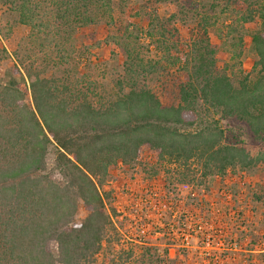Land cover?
Listing matches in <instances>:
<instances>
[{"label": "trees", "instance_id": "16d2710c", "mask_svg": "<svg viewBox=\"0 0 264 264\" xmlns=\"http://www.w3.org/2000/svg\"><path fill=\"white\" fill-rule=\"evenodd\" d=\"M163 5L171 8L161 16ZM0 6L27 30L11 56L0 38V64L12 57L0 80V264L172 263L167 250L147 245L138 259L119 249L98 261L116 239L100 188L118 164L147 156L196 167L201 186L264 164L248 148L249 140L264 144V0ZM97 27L108 29L105 39L84 46L81 31ZM212 28L218 41L236 38L240 47L248 35L250 73L219 64ZM95 45L111 47L107 60L89 52ZM223 121L238 125L237 139L226 137Z\"/></svg>", "mask_w": 264, "mask_h": 264}, {"label": "rangeland", "instance_id": "374dc122", "mask_svg": "<svg viewBox=\"0 0 264 264\" xmlns=\"http://www.w3.org/2000/svg\"><path fill=\"white\" fill-rule=\"evenodd\" d=\"M170 8L159 6L160 15ZM3 12L0 6V38L11 56L27 30L14 25ZM219 32V28L209 31L212 43L219 46V64L235 74L239 68L243 74L250 73L256 55L248 35H243L240 47L236 38L218 41ZM80 34L84 46H93L105 39L108 29L88 28ZM95 46L89 52L97 48V58L107 60L111 47ZM236 52L240 57L234 58ZM11 69L12 57H6L0 64V80ZM221 125L226 137L238 138V125L224 121ZM248 142L253 155L264 154V144ZM48 166L51 170L52 165ZM198 179L196 167L189 171L178 164H158L152 156L136 166L118 164L100 188L106 205L114 210L116 239L112 244L104 243L98 261L119 249L133 250L138 259V246L147 245L167 250L173 262L165 264H264V164L251 171H230L211 178L205 186L199 185ZM84 215L80 206L76 219Z\"/></svg>", "mask_w": 264, "mask_h": 264}, {"label": "built area", "instance_id": "2783aa9c", "mask_svg": "<svg viewBox=\"0 0 264 264\" xmlns=\"http://www.w3.org/2000/svg\"><path fill=\"white\" fill-rule=\"evenodd\" d=\"M120 218H122V217H120Z\"/></svg>", "mask_w": 264, "mask_h": 264}]
</instances>
